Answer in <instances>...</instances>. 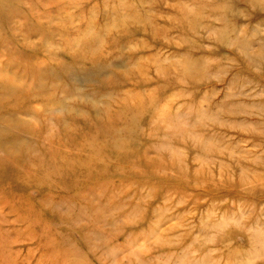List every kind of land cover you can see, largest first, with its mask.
<instances>
[{"label": "rangeland", "instance_id": "374dc122", "mask_svg": "<svg viewBox=\"0 0 264 264\" xmlns=\"http://www.w3.org/2000/svg\"><path fill=\"white\" fill-rule=\"evenodd\" d=\"M0 264H264V0H0Z\"/></svg>", "mask_w": 264, "mask_h": 264}]
</instances>
